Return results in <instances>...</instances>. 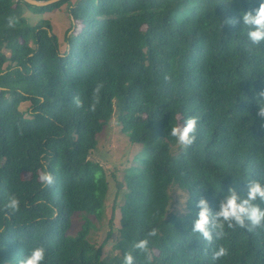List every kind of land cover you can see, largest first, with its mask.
<instances>
[{
	"label": "trees",
	"instance_id": "16d2710c",
	"mask_svg": "<svg viewBox=\"0 0 264 264\" xmlns=\"http://www.w3.org/2000/svg\"><path fill=\"white\" fill-rule=\"evenodd\" d=\"M259 2L0 0V264L36 246L45 264H123L127 254L134 264H264V226L225 225L211 243L190 231L200 198L215 212L230 186L264 182V44L247 40L241 19ZM56 10L70 17L63 41L44 17ZM189 115L196 138L181 148L169 127ZM114 117L142 155L110 171V184L93 152ZM113 186L105 257L90 232L104 228ZM146 237L147 251L133 247ZM221 246L228 255L213 260Z\"/></svg>",
	"mask_w": 264,
	"mask_h": 264
},
{
	"label": "clouds",
	"instance_id": "9594fccd",
	"mask_svg": "<svg viewBox=\"0 0 264 264\" xmlns=\"http://www.w3.org/2000/svg\"><path fill=\"white\" fill-rule=\"evenodd\" d=\"M241 19L244 34L247 40L253 45L264 44V0H260L259 6L254 10L243 11ZM11 23V21H10ZM258 104L260 117H264V91L258 94ZM198 118L194 115L187 116L183 123H175L169 127L170 137L174 138L175 144L181 148L191 146L195 141V133L197 131ZM41 179L47 184H52L54 177L45 173ZM217 194L223 192L222 184L219 188L214 187ZM191 200V194L184 201V207H187ZM264 182L257 179L247 181V189L243 193L239 192L235 187H229L220 200L219 208L215 212L211 209L206 198H200L196 201L197 210L195 211V219L191 223L190 231L197 234L199 238L207 243H211L214 239H220L225 234V225L231 228L238 226L247 228L248 231L264 226ZM20 200L12 195L8 198L5 207L15 213L20 209ZM157 230L152 228L147 236L155 237ZM149 239L143 238L136 241L133 247L137 250L147 251ZM228 255V249L221 246L212 253V259L217 260ZM47 252L45 247L36 246L29 250L19 264H45ZM123 264H134V257L127 254L124 257Z\"/></svg>",
	"mask_w": 264,
	"mask_h": 264
},
{
	"label": "rangeland",
	"instance_id": "374dc122",
	"mask_svg": "<svg viewBox=\"0 0 264 264\" xmlns=\"http://www.w3.org/2000/svg\"><path fill=\"white\" fill-rule=\"evenodd\" d=\"M29 17V15H27ZM45 18H49L54 26L56 33H58L63 41L64 32L67 30L70 24V17L65 11L56 10L49 14H44ZM28 104H22L21 109H26ZM141 146L131 143L127 136L120 131L119 124L117 123V119L114 117L109 126L98 136V146L94 149V157L98 162L103 164L107 170V177L110 181V184H113V179L111 177L110 171L115 170L117 166H127L132 164L134 157L142 155ZM124 155H127L125 159ZM124 158V159H123ZM131 160L128 164L125 162L126 160ZM116 188L113 186L111 191V197L109 202L107 203L105 215L106 224L102 229H93L90 232V237L92 236L93 243L97 246L103 247V255L109 256L112 254V246L116 242L115 236L108 237V218L111 214L112 201L114 197V193ZM83 223V218L81 215L76 216L75 225L73 228V233L76 234L77 231L81 229V225Z\"/></svg>",
	"mask_w": 264,
	"mask_h": 264
},
{
	"label": "water",
	"instance_id": "95a60500",
	"mask_svg": "<svg viewBox=\"0 0 264 264\" xmlns=\"http://www.w3.org/2000/svg\"><path fill=\"white\" fill-rule=\"evenodd\" d=\"M33 5L36 6H45V5H49V4H53L55 2H58L60 0H49V1H41V0H25Z\"/></svg>",
	"mask_w": 264,
	"mask_h": 264
}]
</instances>
